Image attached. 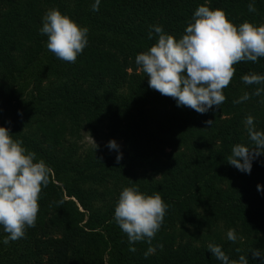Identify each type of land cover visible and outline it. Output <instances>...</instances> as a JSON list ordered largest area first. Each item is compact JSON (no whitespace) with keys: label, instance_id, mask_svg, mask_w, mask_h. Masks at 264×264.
<instances>
[{"label":"trees","instance_id":"obj_1","mask_svg":"<svg viewBox=\"0 0 264 264\" xmlns=\"http://www.w3.org/2000/svg\"><path fill=\"white\" fill-rule=\"evenodd\" d=\"M250 2L101 0L94 12V0H0V127L52 169L26 238L4 244L0 226V264H222L210 243L230 261L244 255L249 264H264L251 252L264 254V154L250 174L227 163L234 145L254 146L247 116L264 132V93L233 103L264 87L241 80L264 75V58L234 65L226 101L205 114L152 90L135 63L158 41L154 32L148 38L151 26L179 39L202 5L223 10L236 26L264 24V0H255L254 13ZM50 9L89 29L75 63L46 47L39 29ZM84 134L98 147L82 144ZM112 140L118 151L107 147ZM131 186L158 192L169 206L152 241L163 249L147 258L148 243L129 251L114 220L119 195ZM229 229L242 239L229 241Z\"/></svg>","mask_w":264,"mask_h":264},{"label":"clouds","instance_id":"obj_2","mask_svg":"<svg viewBox=\"0 0 264 264\" xmlns=\"http://www.w3.org/2000/svg\"><path fill=\"white\" fill-rule=\"evenodd\" d=\"M100 2L94 0L91 10L99 11ZM248 11H257L255 0L248 4ZM192 21L179 39L165 33L162 26H151L148 38L152 39L154 32L158 41L148 51L138 54L135 63L149 78L152 90L175 99L178 107L205 114L213 106L220 108L226 101L223 90L234 78V65L264 58V24L256 26L245 21L236 26L223 10H211L206 5L195 10ZM39 31L47 36V49L64 62L75 63L88 46L89 29L79 26L58 9L45 13ZM241 80L249 86L264 85V75L255 73L243 75ZM262 93L264 87H257L251 93L244 92L233 103H244ZM260 103L264 104V99ZM254 119L249 115L244 121L254 146L234 145L227 162L248 174L253 161L264 154V132L256 130ZM206 123L212 125L213 121ZM12 137L8 128L0 127V226L8 234L2 241L4 244L26 238L27 229L36 226L40 211L38 201L52 174L44 160L37 161L35 152L27 150L22 140ZM107 147L119 149L114 140L109 141ZM121 159L122 155H117V163ZM257 190H260L259 185ZM168 207L158 192L146 195L136 186L123 188L115 206L114 220L127 235L129 251L135 252L136 248L131 245L144 241L149 245L145 258L154 254L157 247L163 249L162 244L153 246L152 241L164 223ZM227 239L236 242L242 237L237 236L235 229H229ZM208 251L222 264H249L244 255L230 261L219 245L208 244ZM251 252L254 258L264 260L260 250Z\"/></svg>","mask_w":264,"mask_h":264},{"label":"rangeland","instance_id":"obj_3","mask_svg":"<svg viewBox=\"0 0 264 264\" xmlns=\"http://www.w3.org/2000/svg\"><path fill=\"white\" fill-rule=\"evenodd\" d=\"M81 143L86 145L94 144L92 138L88 137L86 134L83 135V139Z\"/></svg>","mask_w":264,"mask_h":264}]
</instances>
